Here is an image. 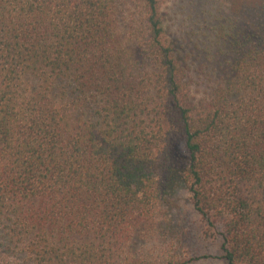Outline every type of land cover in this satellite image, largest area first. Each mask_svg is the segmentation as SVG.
<instances>
[{"label":"trees","instance_id":"1","mask_svg":"<svg viewBox=\"0 0 264 264\" xmlns=\"http://www.w3.org/2000/svg\"><path fill=\"white\" fill-rule=\"evenodd\" d=\"M221 5L192 46L161 0H0V264H264V0Z\"/></svg>","mask_w":264,"mask_h":264},{"label":"rangeland","instance_id":"2","mask_svg":"<svg viewBox=\"0 0 264 264\" xmlns=\"http://www.w3.org/2000/svg\"><path fill=\"white\" fill-rule=\"evenodd\" d=\"M221 2L222 0H161V8L172 35L194 46L205 26L204 17H210L208 13L210 11L218 13L222 7ZM208 25L210 26L211 23ZM197 264H218V262Z\"/></svg>","mask_w":264,"mask_h":264}]
</instances>
